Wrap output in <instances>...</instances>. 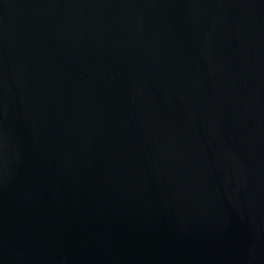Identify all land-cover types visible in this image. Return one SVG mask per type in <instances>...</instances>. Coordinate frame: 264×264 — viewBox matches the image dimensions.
I'll list each match as a JSON object with an SVG mask.
<instances>
[{
	"label": "water",
	"instance_id": "1",
	"mask_svg": "<svg viewBox=\"0 0 264 264\" xmlns=\"http://www.w3.org/2000/svg\"><path fill=\"white\" fill-rule=\"evenodd\" d=\"M0 264H264V0H0Z\"/></svg>",
	"mask_w": 264,
	"mask_h": 264
}]
</instances>
